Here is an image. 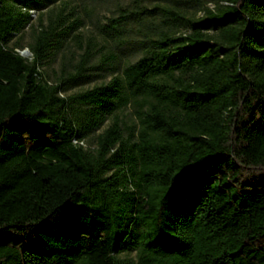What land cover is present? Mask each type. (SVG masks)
<instances>
[{
  "label": "trees",
  "instance_id": "16d2710c",
  "mask_svg": "<svg viewBox=\"0 0 264 264\" xmlns=\"http://www.w3.org/2000/svg\"><path fill=\"white\" fill-rule=\"evenodd\" d=\"M109 1L0 0V264H264V0Z\"/></svg>",
  "mask_w": 264,
  "mask_h": 264
},
{
  "label": "rangeland",
  "instance_id": "374dc122",
  "mask_svg": "<svg viewBox=\"0 0 264 264\" xmlns=\"http://www.w3.org/2000/svg\"><path fill=\"white\" fill-rule=\"evenodd\" d=\"M118 1L121 2V3H131L132 2V0H111V1H109V3H107L105 5H102L101 7H99L100 12L101 13H108L110 9L114 8V4L116 2H118ZM163 1L164 0H141L142 4L146 5L149 8H152L155 4L161 3ZM27 40H28V37L25 38V44L27 43ZM122 56H123V54H122ZM53 67H55L56 69L59 68V66L57 65V63H53ZM47 72L53 76V70H52V68H47ZM111 76L112 75L108 73L107 74V77H98L97 78V81L103 80L104 78L105 79H109V78H111ZM76 89H74V90H76ZM125 112H126V114H128L129 113V110H127ZM126 120H129L130 121L131 120V116L130 115H127Z\"/></svg>",
  "mask_w": 264,
  "mask_h": 264
},
{
  "label": "water",
  "instance_id": "95a60500",
  "mask_svg": "<svg viewBox=\"0 0 264 264\" xmlns=\"http://www.w3.org/2000/svg\"><path fill=\"white\" fill-rule=\"evenodd\" d=\"M21 53H22L23 55H26V56H28V55L31 54V52H30V50H29L28 48H25L24 50H22Z\"/></svg>",
  "mask_w": 264,
  "mask_h": 264
}]
</instances>
